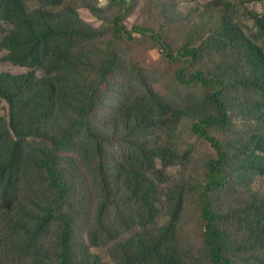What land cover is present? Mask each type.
<instances>
[{"label": "trees", "instance_id": "16d2710c", "mask_svg": "<svg viewBox=\"0 0 264 264\" xmlns=\"http://www.w3.org/2000/svg\"><path fill=\"white\" fill-rule=\"evenodd\" d=\"M73 1L0 0L2 59L25 69L0 72V264H106L78 239L74 205L90 245L110 244L117 264H264L256 180L264 178V0H207L187 11L147 0L141 22L170 15L181 23L174 39L161 24L125 25L135 0ZM138 37L175 67L170 96L117 52ZM251 121L238 136V122ZM116 141L125 142L120 155L111 153ZM199 141L212 148L203 177L164 190L159 223L162 187ZM241 190L248 197L232 204ZM187 195L202 228L183 248ZM113 213L133 233L120 239Z\"/></svg>", "mask_w": 264, "mask_h": 264}, {"label": "rangeland", "instance_id": "374dc122", "mask_svg": "<svg viewBox=\"0 0 264 264\" xmlns=\"http://www.w3.org/2000/svg\"><path fill=\"white\" fill-rule=\"evenodd\" d=\"M136 5L132 9L133 14L123 21L125 25H127L129 28L131 25L135 24L137 21L141 22L148 18V14L146 13L147 8V0H135ZM178 4V8L182 11H187L190 7H193L197 4V2H205L207 0H176ZM209 1V0H208ZM74 5L79 6L80 0H74ZM107 0H98V4L100 6L106 5ZM80 14L86 21L92 23L94 26L100 27L101 21H97L96 18L87 10L84 8L80 9ZM150 22L155 24H161L164 26L165 31H167V38L174 39V37L178 34V30L176 28L181 26V23H177L173 17L170 15H165L163 17H155L152 19H149ZM148 21H144L141 23H146ZM148 22V23H150ZM110 37L109 34L105 35ZM117 52L121 56H125L127 60L131 64H138L140 67H143V69L148 72L151 75V80L153 82V86L162 96H170L172 91L174 90V77L173 72L175 67L170 66L168 64H163L161 60L160 52L154 47L152 41L148 38H141L138 37L137 39L133 41H123L118 43L116 46ZM6 52L1 51L0 52V72H11L14 74H20L24 73L25 69L15 66L10 62L3 61V57L6 56ZM0 114L6 115L7 114V104L4 103L0 107ZM255 128L254 121L248 122V123H242L238 122V127L236 132H238V136H247L250 134V132ZM196 148L192 157V160L190 163H188L185 167H178L172 170L171 179L168 182L166 186L162 187V194H161V201L158 203V207L160 209L159 214V223H162L166 220V210H165V196L163 195L164 190L167 192L170 189H173L177 184L184 183L186 185L193 184L195 185L202 177L204 173V162L207 160V158L212 156V148L206 143V142H196ZM114 148L111 149V153L115 154L114 152L117 151V155H120L123 152V149L125 147V142L123 141H116L114 143ZM77 162L79 163V166L82 168L83 174L85 170L84 166L81 163V160L77 155H74ZM86 175V174H85ZM88 175V174H87ZM86 175V176H87ZM256 180L261 181V190H264V178L257 177ZM255 180V183H256ZM81 196V193L78 194ZM249 194L245 193L244 191H238L235 194H231L229 196V201L232 204L239 205L243 198L246 196L248 197ZM90 201L92 203L93 196L92 194H89ZM81 198V197H80ZM88 204V202H87ZM93 204V203H92ZM89 205V204H88ZM68 208V205L66 206ZM85 207V201L82 200L80 209L84 210ZM184 213H185V220L184 222H181V225L186 227L187 230H189L187 235L182 237L181 246L184 248H189L192 245L197 244V239H191L189 236V233L192 232V228L195 226L196 230L201 231L202 224L196 222L198 221V214L196 211V204L195 201L191 198L190 195H187V198L185 200L184 204ZM115 215L116 211L115 209L112 210ZM73 215L76 218L74 227L76 230V235L78 239L88 246V250L93 253H98L101 255L102 260L106 264H117L111 253L109 252L110 244L109 246H102V247H95L90 245L89 239L87 236V228H88V222H85L82 214L80 213L79 209L74 205L73 208ZM114 213L108 214V217L111 222L116 224L114 219ZM117 228L120 231H123L120 239H124L126 236H128L130 233H133L134 229L131 230H125L124 226L117 225ZM135 228V226L133 227ZM191 243V245L186 246V244ZM109 247V248H108Z\"/></svg>", "mask_w": 264, "mask_h": 264}]
</instances>
